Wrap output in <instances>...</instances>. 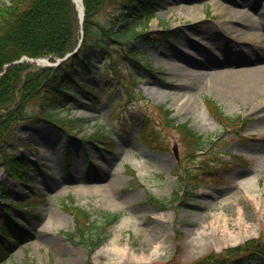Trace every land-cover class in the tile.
<instances>
[{
    "label": "rangeland",
    "instance_id": "rangeland-1",
    "mask_svg": "<svg viewBox=\"0 0 264 264\" xmlns=\"http://www.w3.org/2000/svg\"><path fill=\"white\" fill-rule=\"evenodd\" d=\"M12 1L0 0V6ZM217 1L157 0L148 31L167 24L171 33L153 43H129L138 58L121 64L126 85L113 78L103 81L98 71L87 80L99 94L96 104L72 88L65 108L49 110L59 119L81 120L69 135L44 121L25 120L17 129L15 146L6 149L28 159L29 184L11 178L1 162L0 183L12 201L27 199L30 187L41 198L31 204L38 216L28 223L30 236L0 264H87L90 243L98 239L91 254L94 264H195L209 256L229 262L234 256L227 250L264 236V91L250 101L234 90L221 93L212 87L211 76L186 73L181 57L168 56L200 58L198 47H213L220 40L236 58L246 60L237 68L264 65V0H254L253 7ZM189 8H197L200 16L189 18ZM230 8L248 14L249 24L240 31L228 19L235 18ZM113 11V5L106 6L99 19ZM77 15L80 21L78 10ZM167 61L179 71L169 73ZM47 62L52 64L51 57H22L13 63L45 67ZM132 79L139 83L136 92ZM185 92H191V100ZM207 100L236 122L229 127L217 122ZM158 106L208 138L207 153L192 156L178 132L161 125ZM25 110L31 117L42 112L36 101ZM91 133L111 142L81 140ZM63 147H68L66 154ZM186 169L192 175L181 180ZM151 197L171 204L162 206ZM72 202L91 214L89 241L71 236L75 221L65 206Z\"/></svg>",
    "mask_w": 264,
    "mask_h": 264
},
{
    "label": "trees",
    "instance_id": "trees-1",
    "mask_svg": "<svg viewBox=\"0 0 264 264\" xmlns=\"http://www.w3.org/2000/svg\"><path fill=\"white\" fill-rule=\"evenodd\" d=\"M83 4L85 18L82 27L72 0H14L10 4L0 6V74L4 72L6 65L24 56L33 59L51 57V61H55V57L73 52L82 38L79 48L57 66L14 64L0 76L2 157L7 154L6 145L15 141L17 128L24 120L30 118L25 110L29 103L36 101L41 107L40 120L65 132L70 131V128L75 129V123L80 120L59 119L49 114V110L65 108L67 95L72 88L83 91L96 102L99 97L93 92L95 88L82 81L97 75L98 71L105 76L104 80L108 79L107 76L110 74L111 78L124 84L122 81L125 77L121 74V64H127L138 58L137 51L129 45L130 41L137 39L142 44H147L155 40L158 34L147 31L150 22L156 17L154 7L157 5V0H83ZM108 5H113L114 11L102 21L99 16ZM206 105L215 119L225 126H232L236 122L234 119L224 117L214 102L207 100ZM159 110L163 115L161 125L175 129L188 152L195 154L206 148L208 139L199 135L188 123H177L175 119L170 118L169 110L162 107H159ZM147 126L145 123L143 132ZM83 138L94 140L98 137L90 134ZM10 157L6 162L3 161L6 174L18 181L27 182L31 168L28 159L24 155L17 154ZM187 174H191V171ZM0 191H2L0 195L1 261L29 232L10 214V211L23 206L28 201L13 203L3 185H0ZM151 201L155 200L151 199ZM66 207L75 217V233L83 240L89 241L88 211L74 205ZM22 212L27 214L29 211L22 210ZM95 244L91 243V245ZM227 252L229 257L234 256L233 264H240L241 261L250 259H264V236L248 240L242 246ZM210 258L212 257L209 256L208 259ZM205 261L206 259H203L199 263ZM216 262L226 264L223 259H216ZM87 264H93L91 259Z\"/></svg>",
    "mask_w": 264,
    "mask_h": 264
},
{
    "label": "bare ground",
    "instance_id": "bare-ground-1",
    "mask_svg": "<svg viewBox=\"0 0 264 264\" xmlns=\"http://www.w3.org/2000/svg\"><path fill=\"white\" fill-rule=\"evenodd\" d=\"M230 1L246 3L250 7L254 6V0ZM75 3L79 14L82 15V0H75ZM216 3L220 6L224 4L222 0H218ZM188 12L190 13L189 18L197 19L200 16L197 8H189ZM228 13L235 17H228L230 21H235V25H233L235 31H240L242 27L247 25V12L230 8ZM241 13L245 14L242 15ZM186 41L184 39L182 43ZM212 44L213 47L200 46L197 48V54L200 55V58H191L179 53L169 54L168 56L169 58L173 55L181 57L185 63L183 71L186 73L189 72L198 78L211 76L214 82V86L212 87L221 93H231V90H234L241 95L242 99L250 101L256 93L264 91V65L253 66L251 68H237V65L244 64L246 60H242L240 57L236 58L231 49L220 40H214ZM167 66L169 73L171 71H179L175 63L171 61H167ZM185 95L188 96V101L191 100V92H185Z\"/></svg>",
    "mask_w": 264,
    "mask_h": 264
},
{
    "label": "water",
    "instance_id": "water-1",
    "mask_svg": "<svg viewBox=\"0 0 264 264\" xmlns=\"http://www.w3.org/2000/svg\"><path fill=\"white\" fill-rule=\"evenodd\" d=\"M75 2V0H73ZM82 22H83V19H82Z\"/></svg>",
    "mask_w": 264,
    "mask_h": 264
}]
</instances>
